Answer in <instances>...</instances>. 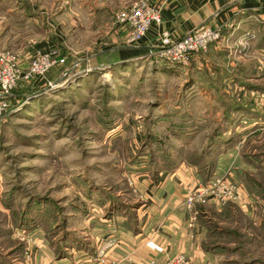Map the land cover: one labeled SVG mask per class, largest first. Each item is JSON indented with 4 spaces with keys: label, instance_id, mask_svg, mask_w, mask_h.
I'll use <instances>...</instances> for the list:
<instances>
[{
    "label": "rangeland",
    "instance_id": "obj_1",
    "mask_svg": "<svg viewBox=\"0 0 264 264\" xmlns=\"http://www.w3.org/2000/svg\"><path fill=\"white\" fill-rule=\"evenodd\" d=\"M137 1L0 0V53L23 71L38 54L65 60L6 99L0 264L97 259L113 240L92 246L104 224L134 230L141 186L177 169L243 186L239 203L197 209L202 254L187 263L264 264V27L240 43L221 30L199 55L218 48L222 62L171 64L129 47L124 29L112 42L116 15Z\"/></svg>",
    "mask_w": 264,
    "mask_h": 264
},
{
    "label": "crops",
    "instance_id": "obj_2",
    "mask_svg": "<svg viewBox=\"0 0 264 264\" xmlns=\"http://www.w3.org/2000/svg\"><path fill=\"white\" fill-rule=\"evenodd\" d=\"M150 4L160 10L161 23L150 26L140 42V49L152 48L163 31H169L174 37H181L201 26L219 27L222 30V37L232 35L231 40L236 39V42L240 43L244 33L255 36L258 33L257 30L264 27V0H151ZM115 23L119 29H123L116 20ZM122 32L124 33L123 30L114 32L112 42L122 40ZM119 48L120 46H114L105 53L117 51L120 54L122 52ZM214 49L218 50V48ZM216 50L211 53L208 51L206 55L193 56L189 65L194 66L200 64L202 60H209L207 57L209 53L210 56H214V59H221L219 62H222L223 59ZM56 53L58 54L59 51ZM21 60L28 61L23 58ZM180 172L173 171L172 174L162 172L164 176L161 173L155 178L156 180L144 182L141 189L148 204L137 210L138 219L134 230L124 228L121 221L115 224H104L106 231L101 233V239L100 237L92 238L94 240L92 246H98L97 241L101 240L100 243H102L103 238L117 240V244L103 258L96 259L97 254L95 255L94 251L91 253L92 256L81 260L83 264H95L92 261L98 264L119 261L147 264L151 260L164 262L178 254L189 256L194 254V257L201 255L199 250L201 229L196 223L189 227L188 214L183 208L186 193L198 181L196 182L197 178L193 172L187 170L188 177L180 175ZM87 255H89L88 252ZM47 259L44 264H65L59 259L54 262L48 259L46 262Z\"/></svg>",
    "mask_w": 264,
    "mask_h": 264
},
{
    "label": "built area",
    "instance_id": "obj_3",
    "mask_svg": "<svg viewBox=\"0 0 264 264\" xmlns=\"http://www.w3.org/2000/svg\"><path fill=\"white\" fill-rule=\"evenodd\" d=\"M116 22L126 31V44L136 48L142 41L150 26L161 23V14L158 8L151 6L147 1H137L129 9L120 11L116 15ZM222 39L221 28L201 26L181 37H174L169 31H163L157 43L151 48L159 60L171 64L184 65L190 62L195 55L204 54L209 46ZM16 56L11 52L0 53V123L9 114V104L6 99L21 83L35 77L45 76L54 66L64 64L63 58H58L55 52L38 54L28 68L23 71L17 64ZM242 185L230 174L214 178L207 183H197L186 194L183 208L188 214V224L192 227L196 221L197 209L209 205L224 206L237 204L242 200ZM117 240H108L99 250L98 257L113 249ZM110 264H130L129 261L111 262ZM147 264H188L183 254H178L164 262L151 260Z\"/></svg>",
    "mask_w": 264,
    "mask_h": 264
},
{
    "label": "trees",
    "instance_id": "obj_4",
    "mask_svg": "<svg viewBox=\"0 0 264 264\" xmlns=\"http://www.w3.org/2000/svg\"><path fill=\"white\" fill-rule=\"evenodd\" d=\"M262 43H264V41H263ZM56 55H57V54H56ZM61 56H62V54L58 53L57 57H58V58H62ZM208 181H209V180H205V181H202V182H199V183H207ZM197 183H198V182H197ZM201 208H203V207H202V206L199 207L198 210L201 209ZM197 216L199 217V214H198ZM122 225L124 226L123 223H122ZM197 226H198V225H197Z\"/></svg>",
    "mask_w": 264,
    "mask_h": 264
}]
</instances>
